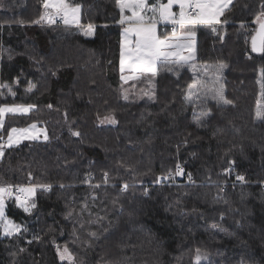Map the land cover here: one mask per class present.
I'll list each match as a JSON object with an SVG mask.
<instances>
[{"label":"trees","instance_id":"1","mask_svg":"<svg viewBox=\"0 0 264 264\" xmlns=\"http://www.w3.org/2000/svg\"><path fill=\"white\" fill-rule=\"evenodd\" d=\"M67 1L82 6L81 24L96 26L92 36L80 26L33 23L42 0H3L0 7V85L16 93L0 88V105L35 106L27 115L7 116L0 133L36 123L48 135L47 142L5 149L0 184L51 185L36 188L31 215L6 199V215L27 231L0 234V264H62L56 245H67L75 264H193L196 248L209 254L202 264H264V118L257 117L264 53L251 50L258 25L248 44L240 29L264 0H234L216 35L196 26L194 64L226 65L222 83L232 102L203 104L210 115L199 127L192 114L200 109L185 101L196 72L160 71L151 102L134 101L132 88L124 100V25L116 0ZM158 28L159 35L176 31L175 25ZM261 106L264 111V101ZM109 115L116 125H100ZM176 163L184 175L155 182Z\"/></svg>","mask_w":264,"mask_h":264},{"label":"snow or ice","instance_id":"2","mask_svg":"<svg viewBox=\"0 0 264 264\" xmlns=\"http://www.w3.org/2000/svg\"><path fill=\"white\" fill-rule=\"evenodd\" d=\"M234 0H167V3H162L161 0H156L155 3H150V0H116V5L121 13L120 25H128L124 27L121 33V52H120V79L124 83L128 80L138 79V76L124 75L126 68L129 72H138L145 74L148 87L141 89L140 98L147 97L148 100L154 99L153 89L155 87L153 81L160 71H174L173 66L176 69L184 68L188 65L190 70L194 73L203 71L208 73L210 70L215 73V78L211 76L207 80L201 77L193 79V83L189 85V93L185 97L186 103H191L193 109L196 108V101L192 98L196 97L200 99L201 93L204 98H211L217 102V104L229 105L232 102L224 95V86L221 82L223 70L226 67L224 64L215 66H205L203 69L194 68L189 61L196 59L195 45L192 38L195 37V28L197 25L210 28L214 34L218 33L217 25H224L228 23L227 19H221L225 16L226 11H230V6L233 5ZM43 7L47 10L52 8L55 10V15L60 16L63 19L65 25L74 23L79 25L83 35L92 36L95 32V25L92 23L86 26L81 24V9L79 4L72 5L67 0H42ZM174 7H178L179 11H173ZM262 11L256 17V22L259 23V44L257 36H253L251 40L252 52L264 53V4L261 5ZM128 11L130 16L124 15ZM151 13V15H148ZM47 20L48 23H55V17L45 11L41 14L38 20L33 23L39 24L41 21ZM171 23L173 25L180 26V37H177L176 31H173L172 37L161 38L157 35L156 26L159 23ZM243 27V25H241ZM220 39L223 40L224 36L221 35ZM187 50L188 54L184 55V51ZM127 61V63H126ZM262 79H264V70L261 71ZM35 85H31L26 89L31 93ZM0 88H8L10 95L15 96L16 93L8 87V85H0ZM262 90H264V83L261 84ZM123 98L128 100L127 90L122 92ZM35 106L32 104H4L0 105V129L4 128L5 117L7 114L27 115ZM52 106L49 105V108ZM210 115L209 112L201 111L197 116L196 123L200 126V121ZM258 118H264V111L258 109ZM99 119V117H98ZM105 121L109 123H116V120L111 116L104 117L101 123ZM36 125L33 124L28 128H16L12 127L7 132V139L5 140L2 133H0V159L5 155V149H11L18 146L23 140H35L37 135L34 134ZM73 136H80L79 132H72ZM44 140L48 139V136L44 135ZM230 163H232L230 161ZM228 172L231 169L227 170ZM185 174V170L180 163H176L174 170L169 169L165 174L157 176L155 182L162 183L164 181L171 180L174 182L175 177H179ZM90 175V174H89ZM104 183L107 184L108 173H104ZM189 181H192V174H187ZM32 179L31 173H29V180ZM243 175H237L236 180L241 183L245 182ZM88 182V178L85 179V183ZM63 187V185H61ZM99 187V185H96ZM128 184L122 186V191L127 190ZM36 188H42L44 191H48L51 188L50 184L14 186L12 184L3 185L0 184V234L4 237H13L14 235H20L22 232H26L27 228L22 227L20 224L15 223L9 219L6 215V199H14L16 207L21 209L25 214L31 215L33 210L37 208L35 201L31 197L35 194ZM147 195V192H145ZM95 199V197H93ZM115 203V202H114ZM72 216L70 211L65 219ZM103 220V217H100ZM75 231V229H74ZM89 235L95 236V233ZM34 239L39 240L38 236H34ZM31 243V241H29ZM55 244V240H53ZM24 248H20L19 252L23 253ZM57 256L60 261H67L68 264H75L74 255L67 245L61 248L56 245ZM16 255V253H13ZM209 254L200 248L195 249V255L193 258V264H202V261L208 260ZM177 259H180L179 257ZM239 264H246L244 260H241Z\"/></svg>","mask_w":264,"mask_h":264},{"label":"rangeland","instance_id":"3","mask_svg":"<svg viewBox=\"0 0 264 264\" xmlns=\"http://www.w3.org/2000/svg\"><path fill=\"white\" fill-rule=\"evenodd\" d=\"M167 1V0H166ZM2 2H3V0H0V7H1V4H2ZM68 2V1H67ZM74 6V5H73ZM45 11H47L48 13H50V14H52L54 17H55V22L60 18V16H56L55 15V10L54 9H52V8H49V9H45L44 7H43V12H42V14L45 12ZM173 11H176V12H178L179 11V9H178V7H174L173 8ZM260 13H258V14H256L255 15V17H254V19L252 20V22H250V23H247V24H242L243 25V27H241L240 26V29L242 30V32H243V34L244 35H246V44H248V40H249V36H250V34L251 33H253L254 31H255V28H254V25L255 24H257V25H259V23L258 22H256V17H257V15H259ZM42 23H44V24H50V23H48L47 22V20H44V21H41ZM52 25H55V23H52ZM60 26H73V27H79V25H76V24H74V23H70V24H68V25H65L64 23H63V25H60ZM128 25L126 24V25H124L123 26V29H124V27H127ZM123 29H122V31H123ZM158 27H156V32L158 33ZM180 27L178 28V32L176 33L177 34V37H180ZM122 33V32H121ZM157 35H159V34H157ZM161 38H164V37H172V34H170V35H159ZM86 37H90V36H86ZM192 40H193V43H194V45H195V53H196V39H195V37H193L192 38ZM120 52H121V46H120ZM184 55H187L188 54V52H187V50H185L184 51V53H183ZM195 60H193V61H189V64L190 63H192V62H194ZM126 63H127V61H126ZM212 66H215V65H212ZM119 74H120V76H121V72H120V63H119ZM129 74H131V75H134V76H138L139 78L138 79H134V80H128V82L127 83H124L123 81H121V85H120V90H119V92L120 93H122L125 89H127V88H132L134 91H135V97L133 98L134 99V101H136V102H142V101H146V102H151L152 100H148L147 99V97H144V98H140V96H141V89H145V88H147L148 87V83H147V79H146V76H145V74H142V73H138V72H129V70L126 68V70H125V73H124V75H129ZM209 76H211L213 79L215 78V73L214 72H212L211 70L208 72V73H204L203 71H199V73H197L196 72V74H195V78L196 77H201V78H203L204 80H207L208 79V77ZM224 79V75L222 74V77H221V82H222V80ZM121 80V79H120ZM155 82V79H154V81H153V83ZM129 83H132L130 86L129 85H127V84H129ZM258 83H259V86H260V89H261V92H260V99H259V102H258V109L259 110H261L262 111V106H261V104H262V102L264 101V90H262V88H261V84L262 83H264V79H262V76H261V72L259 73V78H258ZM224 86V85H223ZM189 91H190V89H188V93H189ZM153 92H154V89H153ZM187 93V94H188ZM123 97V96H122ZM194 101H196V103H198V104H196V109H200V112H201V108H203V104H207V106H208V104H211V105H213L214 103H217L215 100H213V99H211V98H207V99H205L204 98V96H203V94L201 93V95H200V99L199 100H197L196 99V97L195 96H193V98H192ZM125 100V99H124ZM188 104H191V103H188ZM221 106L223 105V104H220ZM200 112H193V114H192V119H193V121L194 122H196V119H197V116L199 115V113ZM7 116H13L12 114H7L6 115V117H5V120H6V118H7ZM14 116H23V114H17V115H14ZM113 117V116H112ZM114 118V117H113ZM104 118H101L100 120H99V124L100 125H103V126H115L116 125V123L115 124H113V123H109V122H107V121H105L104 123H101L100 121L101 120H103ZM202 120H204V119H202ZM201 122V121H200ZM33 124H35L36 125V128L34 129V134L35 135H37V139H35V140H23L20 144H23V143H33V142H47L48 141V139L47 140H44V135L46 134L47 135V131H46V129H45V127L44 126H41V125H39V124H36V123H33ZM33 124H30V125H27V126H25V127H22V128H28V127H30L31 125H33ZM4 125H5V123H4ZM1 130H3V129H0V131ZM8 132V131H7ZM48 136V135H47ZM5 138V140L7 139V135L4 137ZM19 144V145H20ZM16 147V146H15ZM34 197H35V194L31 197V199L34 201ZM2 235V234H1ZM3 236V235H2ZM4 237V236H3ZM249 261L250 262H252V260L251 259H249ZM250 264H257L256 262H254V263H250Z\"/></svg>","mask_w":264,"mask_h":264},{"label":"crops","instance_id":"4","mask_svg":"<svg viewBox=\"0 0 264 264\" xmlns=\"http://www.w3.org/2000/svg\"><path fill=\"white\" fill-rule=\"evenodd\" d=\"M166 3H167V1H166ZM158 25H173V24H171V23H163V22H161V23H159V24H157V26L156 27H158ZM176 26V33L178 32V28L180 27L179 25H175ZM198 26V25H197ZM157 34H159V30H158V33ZM194 68H198V69H203L205 66H201V67H199V66H197L196 64H194V62H192V63H190ZM185 67H187L188 69H189V71L191 72V73H194L192 70H190V68L188 67V65H185ZM197 73H199V72H197ZM130 84V83H129ZM132 84V83H131ZM128 85V84H127ZM126 90V89H125ZM123 96V95H122ZM124 99V98H123ZM130 100V97L128 96V100H126V101H129Z\"/></svg>","mask_w":264,"mask_h":264},{"label":"built area","instance_id":"5","mask_svg":"<svg viewBox=\"0 0 264 264\" xmlns=\"http://www.w3.org/2000/svg\"><path fill=\"white\" fill-rule=\"evenodd\" d=\"M63 19L60 17L56 22H55V25H57V26H60V25H63ZM170 31L171 32H173L174 31V29L172 28H170ZM213 35H216V34H214L213 33ZM236 176H237V174H235V173H233V175H232V177L234 178V180H236ZM237 181V180H236ZM239 183H241L240 181H238ZM243 183H245V182H243ZM242 184V183H241Z\"/></svg>","mask_w":264,"mask_h":264},{"label":"water","instance_id":"6","mask_svg":"<svg viewBox=\"0 0 264 264\" xmlns=\"http://www.w3.org/2000/svg\"><path fill=\"white\" fill-rule=\"evenodd\" d=\"M253 36H257V41H258V44H259V25L257 26L256 32H255V34ZM253 53L257 54V55L261 54L260 52H253Z\"/></svg>","mask_w":264,"mask_h":264}]
</instances>
